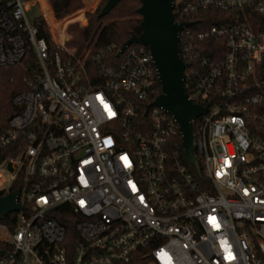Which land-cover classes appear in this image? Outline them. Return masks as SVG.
I'll return each mask as SVG.
<instances>
[{
  "label": "built area",
  "instance_id": "built-area-1",
  "mask_svg": "<svg viewBox=\"0 0 264 264\" xmlns=\"http://www.w3.org/2000/svg\"><path fill=\"white\" fill-rule=\"evenodd\" d=\"M173 3L176 22H194L179 53L188 98L206 107L191 119L197 163L150 105L160 84L145 46L79 52L71 22L47 28L50 46L25 0L0 9V67L29 54L37 66L0 131V168L13 166L0 194L19 188L23 205L12 227L11 211L0 218V264H264V0ZM206 9L222 22L194 17Z\"/></svg>",
  "mask_w": 264,
  "mask_h": 264
},
{
  "label": "trees",
  "instance_id": "trees-1",
  "mask_svg": "<svg viewBox=\"0 0 264 264\" xmlns=\"http://www.w3.org/2000/svg\"><path fill=\"white\" fill-rule=\"evenodd\" d=\"M9 1L10 0H0V9L7 7ZM40 1L47 10L48 15L46 18L48 22L52 24L54 34H56V29L57 33L60 32L62 29V25L60 26V24L63 21L56 23L51 14L47 0ZM49 2L55 18L58 19L83 8V0H49ZM105 2L106 0L103 1V4ZM139 6V0H120L106 15L98 16L101 8L97 9L95 12L88 13V25L82 28H73V38L68 42V45L76 47L79 52L90 47H92V51H97L110 44H115L117 49L132 35L141 33V19L137 13V8ZM222 14L223 12L220 10L206 9L201 10L194 17L199 18L204 24L212 25L222 22ZM77 18L78 17L72 16L64 19V21L65 23L72 22L78 20ZM175 19L179 20L177 16H175ZM35 23L39 28L40 36H43L51 46L52 41L44 18L41 15L36 17ZM116 49L112 52H108V56L112 57V60L115 62H118L120 57L116 55ZM36 69L35 58L32 54L27 55L21 66L0 67V131L7 125L9 117L15 110V106L12 104L13 95L27 88V78L31 72ZM139 117H146L143 110L139 113ZM19 184V181L15 180L11 187H16ZM16 214V211L8 212L2 221L8 223L12 227ZM56 217L59 218L58 216ZM67 228L69 233H75L71 223L67 224Z\"/></svg>",
  "mask_w": 264,
  "mask_h": 264
},
{
  "label": "water",
  "instance_id": "water-1",
  "mask_svg": "<svg viewBox=\"0 0 264 264\" xmlns=\"http://www.w3.org/2000/svg\"><path fill=\"white\" fill-rule=\"evenodd\" d=\"M120 0H106L98 16L106 15ZM137 13L140 16L141 33L132 35L120 48L119 54L131 44L145 46L158 72L160 93L150 105L165 108L173 115L182 135L186 157L197 163L194 155V133L191 119L204 112L206 107L193 103L187 95L184 81L186 64L179 53V32L194 22H176L173 15V0H139ZM2 155H0L1 159ZM19 188L0 194V218L8 211L18 210ZM0 249V253H1Z\"/></svg>",
  "mask_w": 264,
  "mask_h": 264
},
{
  "label": "rangeland",
  "instance_id": "rangeland-1",
  "mask_svg": "<svg viewBox=\"0 0 264 264\" xmlns=\"http://www.w3.org/2000/svg\"><path fill=\"white\" fill-rule=\"evenodd\" d=\"M25 1L29 4V7H30L29 11L27 12L28 19L32 21L36 17L41 15L45 20L47 28L52 29L51 24L48 22V20L46 18V16L48 15L47 10L41 4L40 0H25ZM103 1L104 0H83V8H81V9L61 18V19L56 18L57 20L65 22L64 19H66L68 17H72V16L78 17L77 18L78 20H75V21H72L71 23H69V27H68L67 32H68V35L70 36V40H72V38H73V32H72L73 28H82V27L87 26L88 22H89L87 14L90 12L91 13L95 12L97 9L101 8L104 5ZM50 11H51V7H50ZM51 14H52V16H54L52 11H51ZM52 32H53V29H52ZM53 36H56V34H54V32H53ZM68 47H73V46L68 45ZM158 92H160V89ZM12 169H13V166H12L11 162H9V161L4 162L2 165V168H0L1 171H6L7 177L9 174L7 171H12ZM10 182L11 181L8 177V180L5 182L3 187L8 188L10 185Z\"/></svg>",
  "mask_w": 264,
  "mask_h": 264
},
{
  "label": "crops",
  "instance_id": "crops-1",
  "mask_svg": "<svg viewBox=\"0 0 264 264\" xmlns=\"http://www.w3.org/2000/svg\"><path fill=\"white\" fill-rule=\"evenodd\" d=\"M41 2V1H40ZM47 2L49 3V6L51 7V4H50V2L47 0ZM42 4V3H41ZM30 8V7H29ZM51 11H52V7H51ZM52 13H53V11H52ZM54 15V14H53Z\"/></svg>",
  "mask_w": 264,
  "mask_h": 264
}]
</instances>
